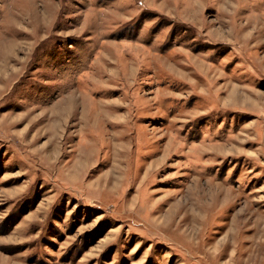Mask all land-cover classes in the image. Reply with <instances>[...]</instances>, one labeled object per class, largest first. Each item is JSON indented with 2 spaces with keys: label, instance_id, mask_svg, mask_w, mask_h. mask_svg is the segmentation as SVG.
Masks as SVG:
<instances>
[{
  "label": "rangeland",
  "instance_id": "obj_1",
  "mask_svg": "<svg viewBox=\"0 0 264 264\" xmlns=\"http://www.w3.org/2000/svg\"><path fill=\"white\" fill-rule=\"evenodd\" d=\"M0 264H264V0H0Z\"/></svg>",
  "mask_w": 264,
  "mask_h": 264
},
{
  "label": "crops",
  "instance_id": "obj_2",
  "mask_svg": "<svg viewBox=\"0 0 264 264\" xmlns=\"http://www.w3.org/2000/svg\"><path fill=\"white\" fill-rule=\"evenodd\" d=\"M90 161V160H89ZM79 169V168H78ZM80 170V169H79Z\"/></svg>",
  "mask_w": 264,
  "mask_h": 264
}]
</instances>
